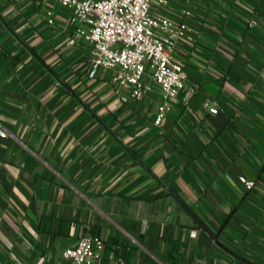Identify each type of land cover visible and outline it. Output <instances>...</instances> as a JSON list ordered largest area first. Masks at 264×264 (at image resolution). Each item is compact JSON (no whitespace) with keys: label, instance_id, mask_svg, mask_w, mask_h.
Returning <instances> with one entry per match:
<instances>
[{"label":"crops","instance_id":"crops-1","mask_svg":"<svg viewBox=\"0 0 264 264\" xmlns=\"http://www.w3.org/2000/svg\"><path fill=\"white\" fill-rule=\"evenodd\" d=\"M166 1L191 36L158 125L159 86L90 77L59 0H0V264H65L84 236L92 264H264V0Z\"/></svg>","mask_w":264,"mask_h":264},{"label":"built area","instance_id":"built-area-1","mask_svg":"<svg viewBox=\"0 0 264 264\" xmlns=\"http://www.w3.org/2000/svg\"><path fill=\"white\" fill-rule=\"evenodd\" d=\"M59 3L71 11L70 22L79 25L68 44L82 39L91 45L90 77L100 70L113 71L112 81L122 88H131V95L139 99L150 89L144 82L149 76L162 93L163 104L155 119L156 124H161L169 102L182 90L188 77L183 63L175 57L176 43L191 36L181 20L159 10L167 1L59 0ZM204 106L212 114L217 112L216 106L207 103ZM6 137L7 132L0 127V138ZM239 181L248 191L255 185L244 176ZM101 244L97 236L80 238L74 248L63 251L65 264L96 262Z\"/></svg>","mask_w":264,"mask_h":264}]
</instances>
